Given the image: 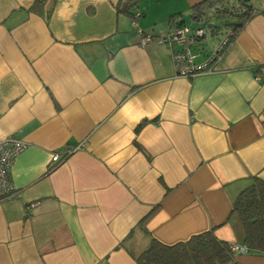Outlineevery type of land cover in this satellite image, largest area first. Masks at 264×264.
Wrapping results in <instances>:
<instances>
[{
  "label": "crops",
  "instance_id": "1",
  "mask_svg": "<svg viewBox=\"0 0 264 264\" xmlns=\"http://www.w3.org/2000/svg\"><path fill=\"white\" fill-rule=\"evenodd\" d=\"M126 1L0 0V138L27 144L0 197V264H137L151 238L210 229L244 245L232 205L264 179V0L214 71L190 77L158 36L203 0H132V15Z\"/></svg>",
  "mask_w": 264,
  "mask_h": 264
},
{
  "label": "trees",
  "instance_id": "2",
  "mask_svg": "<svg viewBox=\"0 0 264 264\" xmlns=\"http://www.w3.org/2000/svg\"><path fill=\"white\" fill-rule=\"evenodd\" d=\"M131 1L127 0L118 9L132 15L130 8L135 3ZM190 11V17L198 27L205 29L208 25L212 38L223 35L225 32H222V29L231 31L223 50L245 23L257 13L251 0H203L191 6ZM174 16H171V22ZM213 20L219 21V24H214ZM182 24L184 22L180 20L174 28ZM153 212L151 211L143 221ZM232 213L242 225L243 244L249 250L264 253V179L254 177L252 183L239 192L233 202ZM134 258L137 264H239L235 260L230 243L218 239L213 229L172 244L151 238L149 246L134 255Z\"/></svg>",
  "mask_w": 264,
  "mask_h": 264
},
{
  "label": "built area",
  "instance_id": "3",
  "mask_svg": "<svg viewBox=\"0 0 264 264\" xmlns=\"http://www.w3.org/2000/svg\"><path fill=\"white\" fill-rule=\"evenodd\" d=\"M139 13H135L130 18V22L136 31L141 35V43L151 40L152 36L143 34L137 27L136 18ZM205 29L202 27H190L182 24L173 28L166 34L158 36V41L165 44L171 53L174 72L176 76L190 77L201 73H211L214 71L216 62L227 42V38L231 35V31H227L217 41L214 48L209 52L204 61L195 63L194 58L197 55L192 51L200 39L205 35ZM27 147V144L13 135L0 138V197L9 196L13 193L14 187L9 180V172L15 157ZM75 148L66 147L63 153L54 152L51 155L53 161H60L71 153ZM231 250L236 252H246L248 249L245 245L230 244Z\"/></svg>",
  "mask_w": 264,
  "mask_h": 264
},
{
  "label": "rangeland",
  "instance_id": "4",
  "mask_svg": "<svg viewBox=\"0 0 264 264\" xmlns=\"http://www.w3.org/2000/svg\"><path fill=\"white\" fill-rule=\"evenodd\" d=\"M251 4L254 6V7H257V6H259L260 7V3H259V0H251ZM184 21H185V23L188 25V26H190V27H193V26H196L195 24H197V23H195L192 19H191V17H190V14H188V15H185L184 16ZM214 24H219V21H215V20H213L212 21ZM205 30H206V35H205V37L202 39L203 41L205 40L206 41V47L205 48H207L208 49V46L211 44V41H213V38L211 37V35L209 34L210 32H209V30H210V28L208 27V25L207 26H205ZM222 32H227L226 31V28L225 29H222L221 30ZM212 38V39H211ZM215 38V37H214ZM199 60V59H198Z\"/></svg>",
  "mask_w": 264,
  "mask_h": 264
}]
</instances>
